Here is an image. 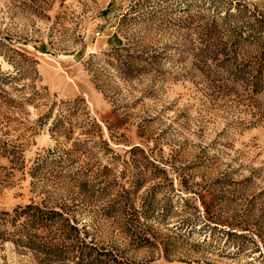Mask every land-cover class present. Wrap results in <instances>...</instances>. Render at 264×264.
<instances>
[{
  "label": "rangeland",
  "instance_id": "1",
  "mask_svg": "<svg viewBox=\"0 0 264 264\" xmlns=\"http://www.w3.org/2000/svg\"><path fill=\"white\" fill-rule=\"evenodd\" d=\"M32 209L117 264H264V0H0V264L40 263Z\"/></svg>",
  "mask_w": 264,
  "mask_h": 264
},
{
  "label": "trees",
  "instance_id": "2",
  "mask_svg": "<svg viewBox=\"0 0 264 264\" xmlns=\"http://www.w3.org/2000/svg\"><path fill=\"white\" fill-rule=\"evenodd\" d=\"M28 219L22 224L24 231L34 227L48 232L44 237L32 233L26 244L21 240V244L38 254L39 264H117L112 255L99 252L86 243L85 231L84 238H80L79 231L62 213H43L37 209L35 213H28Z\"/></svg>",
  "mask_w": 264,
  "mask_h": 264
}]
</instances>
